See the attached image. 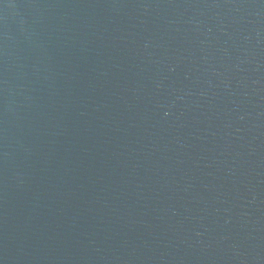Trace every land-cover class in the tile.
I'll list each match as a JSON object with an SVG mask.
<instances>
[{
    "label": "water",
    "instance_id": "water-1",
    "mask_svg": "<svg viewBox=\"0 0 264 264\" xmlns=\"http://www.w3.org/2000/svg\"><path fill=\"white\" fill-rule=\"evenodd\" d=\"M0 264H264V0H0Z\"/></svg>",
    "mask_w": 264,
    "mask_h": 264
}]
</instances>
